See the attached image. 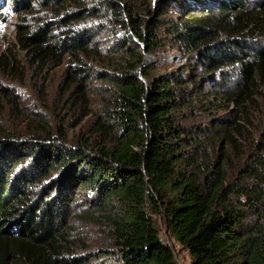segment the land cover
<instances>
[{
	"label": "trees",
	"instance_id": "trees-1",
	"mask_svg": "<svg viewBox=\"0 0 264 264\" xmlns=\"http://www.w3.org/2000/svg\"><path fill=\"white\" fill-rule=\"evenodd\" d=\"M16 1L29 8L27 0ZM41 2L49 10L45 21L17 25L20 45L36 59L58 50L87 54L85 36L94 27L79 30L75 23L92 18L125 33L121 51L114 52L125 66L141 59L132 43L143 52L155 46L157 20L139 15L130 0ZM169 9L178 15L172 34L202 62L204 74H222L232 85L198 100L197 108L224 110L223 118L189 128L179 117L193 108L188 97L206 93L184 96L183 88L189 81L196 90L197 81L173 75L143 85L129 68L111 79L116 124L101 125L115 144L82 139L68 147L46 130L29 139L0 138V264H107L103 258L176 264L154 216L188 252L189 264H264V133L255 146L244 143L258 120L252 114L264 106V1L155 5L157 17ZM58 24L68 28V37L48 45L50 27ZM65 77L79 83L85 73L70 67ZM241 165L252 187L226 186ZM93 229L99 235L91 239L85 233Z\"/></svg>",
	"mask_w": 264,
	"mask_h": 264
},
{
	"label": "rangeland",
	"instance_id": "rangeland-1",
	"mask_svg": "<svg viewBox=\"0 0 264 264\" xmlns=\"http://www.w3.org/2000/svg\"><path fill=\"white\" fill-rule=\"evenodd\" d=\"M15 1L0 0V138L29 139L33 135L42 136L46 130L51 135L64 137L65 140H59L64 141L68 147L81 143L82 139L101 145L115 144L109 140L110 133L101 128V125L116 124L110 117L114 114L112 110L115 105L112 100L115 87L111 79L126 74L124 72L129 68H136L133 73L143 85L173 75L197 81L196 90L195 85L193 87L188 81L183 88V95L186 96L191 90L206 94L199 97L196 93L197 97H188L192 100L193 108L183 110L179 116L182 124L185 123L193 130L221 120L226 113L224 110L197 108L198 100L205 99L213 91L220 93L232 90V85L222 78V74H204L202 62L188 54L183 44L172 34L175 25L178 26L176 12L169 9L162 17H157L155 5L162 0H130L139 15L157 20L156 26L159 27L155 35V46L150 52H143L141 45L131 44L141 54L140 62L135 63L133 60L134 67L125 66L126 60L118 53L121 51L119 42L125 40V33L109 24L99 25L96 18L87 19L86 23H75L79 30L90 25L94 27L85 36L89 39L87 54L76 56L70 51L58 50L55 57L50 55L36 59L32 51L20 45L17 25L24 24L34 28L45 21L49 10L43 6L42 0H27L28 9L23 6L24 3ZM252 1L256 3V0ZM91 21L94 23L91 24ZM61 25L50 27L48 45H60L68 37V28ZM115 51L118 52L114 53ZM119 64L122 66L119 67ZM70 67L84 71L82 82H72L65 77ZM253 114L258 120L253 122L252 128H248L244 143L255 146L264 133V106L261 105L258 112ZM243 168L239 166L230 171L231 176L226 186L240 183L245 188L252 187L250 178H245L241 173ZM77 197L81 202V193ZM231 201L234 203L235 199L232 198ZM75 209H80L79 204ZM154 219L161 239L175 253L176 264H189L188 252L182 250L166 233L163 218L154 216ZM75 228L79 231V225L76 224ZM94 230L85 234L90 235L91 239L98 237L99 234ZM101 262L111 263L106 258Z\"/></svg>",
	"mask_w": 264,
	"mask_h": 264
}]
</instances>
